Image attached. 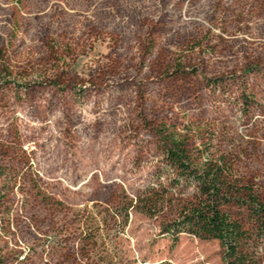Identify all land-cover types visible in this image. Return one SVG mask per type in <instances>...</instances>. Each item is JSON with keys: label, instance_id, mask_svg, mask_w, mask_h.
<instances>
[{"label": "rangeland", "instance_id": "rangeland-1", "mask_svg": "<svg viewBox=\"0 0 264 264\" xmlns=\"http://www.w3.org/2000/svg\"><path fill=\"white\" fill-rule=\"evenodd\" d=\"M172 134L264 196V0H0V264H220L159 234Z\"/></svg>", "mask_w": 264, "mask_h": 264}, {"label": "trees", "instance_id": "trees-1", "mask_svg": "<svg viewBox=\"0 0 264 264\" xmlns=\"http://www.w3.org/2000/svg\"><path fill=\"white\" fill-rule=\"evenodd\" d=\"M191 138L172 134L163 139L166 167L175 176L172 184L193 190L175 200L176 215L160 225L159 234L174 242L181 235L216 242L220 264H264V196L224 158L201 162L193 157ZM168 193L150 188L131 208L153 217L173 203Z\"/></svg>", "mask_w": 264, "mask_h": 264}]
</instances>
